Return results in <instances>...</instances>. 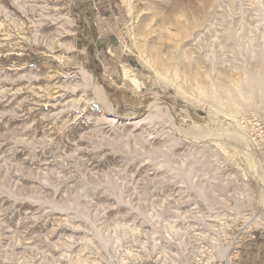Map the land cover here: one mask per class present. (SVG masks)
<instances>
[{
    "label": "rangeland",
    "instance_id": "rangeland-1",
    "mask_svg": "<svg viewBox=\"0 0 264 264\" xmlns=\"http://www.w3.org/2000/svg\"><path fill=\"white\" fill-rule=\"evenodd\" d=\"M0 4L8 9L0 8V25L26 27L13 42L0 33V264H113L107 250L118 264H199L176 244L177 228L164 224L186 203L205 213L251 210L264 229V143L252 138L264 130V95L207 88L238 84L246 67L264 72V0ZM172 11L190 24L185 37L183 25L172 26L160 48L195 62L198 82L166 78L137 54L140 26ZM82 68L95 73L117 112H157L155 120H106L77 76ZM124 219L133 222L117 223Z\"/></svg>",
    "mask_w": 264,
    "mask_h": 264
},
{
    "label": "bare ground",
    "instance_id": "bare-ground-1",
    "mask_svg": "<svg viewBox=\"0 0 264 264\" xmlns=\"http://www.w3.org/2000/svg\"><path fill=\"white\" fill-rule=\"evenodd\" d=\"M229 1V0H228ZM227 0H225V2H228ZM233 1V0H232ZM132 2V1H131ZM216 2V1H215ZM218 2V1H217ZM220 2V1H219ZM221 3V2H220ZM218 4V3H217ZM130 5V4H129ZM157 5V4H156ZM219 5V4H218ZM260 5V4H259ZM131 6V5H130ZM0 8L4 9L5 11H8V9L3 6L2 4H0ZM152 8V7H151ZM158 5L156 6V9L158 10ZM154 9V10H156ZM150 11V10H149ZM155 12V11H154ZM158 12V11H157ZM159 13V12H158ZM218 13V12H217ZM180 13L177 12H173L164 15L161 19L157 20L156 24H152L151 22H146L144 23V25H141L139 28V32L138 35L135 39V44H136V49H137V54L146 62H149L151 64V66L155 69V71L159 74H164L166 78H168V73L172 72L176 77H183V78H190L192 81L194 82H198L199 78L201 77V74L197 71L194 70L196 63H190L188 61H186L187 55L183 54L182 56L179 55V52L177 53V55H175L174 52H169V53H165L162 52L161 48L162 45H160L161 42H159L161 39H165V38H171L173 36V32L169 31V29H171L172 26H177L178 28L180 26L183 25L184 30L183 32H181V36H184L185 31H187V26L190 24L188 21H182L180 18ZM214 15V13H213ZM220 15V14H219ZM212 16V15H211ZM218 16V15H217ZM64 17V16H63ZM68 17V15H67ZM213 17V16H212ZM69 19V18H68ZM63 20V18H62ZM204 24V23H203ZM205 25V24H204ZM214 25V24H213ZM203 26V25H202ZM210 26V25H209ZM251 26V25H250ZM255 26V25H254ZM204 27V26H203ZM201 28V26H200ZM231 27H229L230 29ZM66 29V28H65ZM228 29V31H229ZM0 33L5 36V39L8 38L10 39L12 42L14 41V37H16L17 35H22L26 33V27H25V23L20 22V24L17 25V27L13 26L12 24H10L9 22H3L0 25ZM172 30V29H171ZM135 31V30H134ZM195 31V30H193ZM200 31V30H199ZM197 31L196 33L193 32V36L198 35L200 32ZM199 32V33H198ZM202 32V31H201ZM258 32V31H257ZM218 33V32H217ZM192 35V32H191ZM180 36V35H179ZM185 37V36H184ZM192 37V36H191ZM183 38V37H182ZM188 38V37H187ZM198 38V37H197ZM196 38V39H197ZM218 38V37H217ZM263 38V37H262ZM187 40V39H186ZM233 40V39H232ZM264 40V39H263ZM182 41V40H180ZM183 45V44H182ZM181 45V46H182ZM186 45V44H185ZM213 46V45H212ZM171 45H166L165 49H169L171 48ZM181 49H183L181 47ZM187 49V48H186ZM185 49V50H186ZM173 50V49H171ZM178 51V50H177ZM184 52V50H183ZM249 52V51H248ZM263 53V52H262ZM260 54V53H259ZM257 54V56L259 55ZM212 55V53H211ZM251 55V54H250ZM208 56V55H207ZM248 56V55H247ZM214 57V56H213ZM253 58V56H252ZM264 59V57H263ZM253 60V59H252ZM213 62V61H212ZM215 62V61H214ZM17 62H15L16 64ZM46 64V63H45ZM249 66H251V64H249ZM134 69V68H133ZM252 68H244V76L240 79L238 84L235 85H231L227 82H221L218 84L215 83H210L208 84L207 88L208 90L213 93L214 95L217 94L218 92L220 93H225L228 91H232L233 89L238 90L239 93H241V89L244 88L245 91L247 90L248 95L251 97L254 93L255 90H259V92L261 94L264 95V72H255V70L251 71L249 70ZM264 69V67H263ZM135 70V69H134ZM215 71V70H214ZM260 71V70H259ZM213 73V72H212ZM221 74V73H219ZM123 75L132 83L134 84H140V80H138V78L136 77V75L134 73L131 72V70L129 68H123ZM208 75V74H207ZM243 75V74H242ZM35 76V75H34ZM73 76V75H72ZM81 81L83 80V82L85 83V87L90 90V92H92L93 98L95 100V102H97V105L99 106L100 110H102L105 114L106 120L112 122V123H124L126 124V126L128 124H134V123H141L143 120L147 121L146 119L149 117L151 119H154L157 117L156 114H158L157 112L155 114L151 113L152 116L147 115V116H143V114L137 115V116H125L120 114L119 112H117L115 104H113L112 102L109 101L108 96L106 94V91L104 89V87L102 86V84L97 80V76L95 75L94 72L90 71L87 68H82L80 71H78V75H77ZM222 76V75H220ZM71 77V76H70ZM77 77V78H78ZM164 77V76H163ZM76 78V77H75ZM227 78V76H226ZM74 79V78H73ZM214 79V78H213ZM72 80V79H71ZM76 81V80H75ZM78 81V80H77ZM80 81V80H79ZM78 81V82H79ZM235 81V80H234ZM72 82V81H71ZM219 82V81H218ZM74 83V82H73ZM82 83V84H84ZM217 83V82H216ZM78 85H80L79 83H77ZM28 85V84H27ZM71 85V84H70ZM42 86V84H41ZM46 86V85H43ZM42 86V87H43ZM49 86V85H48ZM1 87V86H0ZM81 87V86H80ZM138 87V86H137ZM194 88V87H193ZM79 89V87H78ZM243 89V91H244ZM83 90V89H82ZM205 90V88H204ZM2 92V91H1ZM49 92V91H47ZM246 92V94H247ZM238 93V94H239ZM2 94V93H1ZM89 94V93H88ZM234 94V93H232ZM236 94V92H235ZM234 94V95H235ZM244 94V93H243ZM237 96V95H236ZM242 96V95H241ZM238 96V97H241ZM227 97V96H226ZM92 98V100H93ZM223 98V97H222ZM245 98V97H244ZM247 98V97H246ZM75 100V99H74ZM79 100V98H78ZM83 100V99H82ZM86 100V99H85ZM88 100H90L88 98ZM87 100V101H88ZM81 101V100H80ZM218 101V100H217ZM242 101V100H241ZM155 102V101H153ZM253 102V101H252ZM21 103V102H20ZM73 103V102H72ZM78 103V102H77ZM80 103V102H79ZM88 103H92V102H88ZM74 104V103H73ZM85 104V103H84ZM155 104L156 108H159L161 110H163L164 112H166L168 115H170V111L169 106H166L164 104L161 103H153ZM237 104V103H236ZM96 106V105H95ZM94 107V106H93ZM168 107V109L166 108ZM235 109V108H234ZM151 110V109H150ZM158 110V109H157ZM101 111V112H102ZM100 112V113H101ZM148 113V112H147ZM103 114V113H102ZM156 116V117H155ZM229 116V115H228ZM234 118V117H233ZM150 119V120H151ZM155 120V119H154ZM157 120V119H156ZM143 123V122H142ZM124 126V125H123ZM122 126V127H123ZM135 126V125H134ZM133 126V127H134ZM240 126V125H239ZM244 129V128H243ZM186 130V129H185ZM129 131V130H128ZM199 131V130H198ZM203 132V131H202ZM238 133V132H237ZM195 134V133H194ZM232 134V133H231ZM214 135V134H213ZM233 135V134H232ZM231 135V136H232ZM205 136V135H204ZM239 136L242 137V134H239ZM196 137V136H195ZM229 137V136H228ZM244 137V136H243ZM237 140V139H236ZM239 140V139H238ZM151 144V143H150ZM165 147V146H164ZM163 148V147H162ZM157 152H160V150H154ZM168 150H162V153H166ZM170 151V150H169ZM246 153L249 156V160L250 162H254V160H256L255 158V154L246 147ZM166 155V154H165ZM167 156V155H166ZM173 156V155H172ZM180 165V164H179ZM194 166V165H191ZM195 167V166H194ZM179 168V167H178ZM177 168V170H178ZM188 168V167H187ZM195 169V168H194ZM189 170V169H188ZM179 172H183V170L181 169V171ZM190 172V170L188 171ZM195 172V171H194ZM196 173V172H195ZM177 174V173H176ZM184 175V174H183ZM187 177L189 175H186ZM151 179V178H150ZM186 179V178H185ZM159 180V179H158ZM187 180V179H186ZM111 184V183H109ZM116 184V183H115ZM117 185V184H116ZM193 186V185H192ZM4 187V186H3ZM2 185H1V189H3ZM201 187V186H200ZM7 189V188H6ZM9 190V189H8ZM195 191V190H194ZM193 192V191H192ZM201 192V191H200ZM16 193V192H15ZM13 194V192L11 193ZM194 194V193H193ZM203 195V191L202 193H200ZM15 195V194H14ZM57 196V195H56ZM116 197V196H115ZM197 197V196H195ZM199 197V196H198ZM29 198V197H28ZM35 199V197H32ZM31 198V200H33ZM46 198V197H45ZM49 198V197H48ZM84 198V197H83ZM86 199V198H85ZM205 199V198H203ZM36 200V199H35ZM50 200V199H49ZM198 200V199H197ZM200 200V199H199ZM17 201V200H16ZM48 201V200H47ZM80 201V200H79ZM118 201V199H117ZM49 202V201H48ZM55 205H54V204ZM51 204H53V206H55L58 209L61 210H68L70 208L69 205H63L62 203H55L53 202ZM74 207V206H73ZM221 211V210H220ZM216 212V211H215ZM263 212V211H262ZM81 215V213H78ZM261 215V214H260ZM263 215V214H262ZM74 227V226H73ZM100 228V227H99ZM102 228V227H101ZM104 232L103 230H101V233ZM109 235V234H108ZM108 237V236H106ZM118 237V235H117ZM94 238V235H93ZM105 238V237H102ZM107 239V238H106ZM110 239V237H109ZM96 240V239H95ZM99 240H97L98 242ZM104 241V239H103ZM96 242V241H95ZM101 243V242H100ZM91 244H93L91 242ZM99 244V242H98ZM109 244V243H108ZM111 244V243H110ZM101 245V244H100ZM93 246V245H92ZM102 246V245H101ZM112 246H114L112 244ZM113 249V247H112ZM115 250V248H114ZM110 251V250H109ZM107 250V253L111 256L112 262L113 264H118L115 261V257L113 256V254ZM100 253V251H99ZM98 253V254H99ZM107 253H104L107 255ZM102 254V252H101ZM103 254V255H104ZM116 254V253H115ZM108 258H110L108 256ZM94 259V258H93ZM107 259V258H106ZM110 259V260H111ZM96 260V259H95ZM88 261V260H87ZM111 263V262H110ZM109 263V264H110Z\"/></svg>",
    "mask_w": 264,
    "mask_h": 264
},
{
    "label": "built area",
    "instance_id": "built-area-1",
    "mask_svg": "<svg viewBox=\"0 0 264 264\" xmlns=\"http://www.w3.org/2000/svg\"><path fill=\"white\" fill-rule=\"evenodd\" d=\"M258 130L260 133L251 132L252 138L263 144V127L260 126ZM173 197L181 200L180 196ZM179 208L164 224L167 221L169 226L177 228L176 244L194 257L193 262L199 264L204 259L211 260L210 264H233L239 258L243 246L263 228L257 227L260 213L251 210L205 213L198 203L182 204ZM124 220V223L121 220L117 223L128 225L133 222Z\"/></svg>",
    "mask_w": 264,
    "mask_h": 264
},
{
    "label": "crops",
    "instance_id": "crops-1",
    "mask_svg": "<svg viewBox=\"0 0 264 264\" xmlns=\"http://www.w3.org/2000/svg\"><path fill=\"white\" fill-rule=\"evenodd\" d=\"M89 2L90 0H77ZM101 1V0H99ZM233 264H264V229L256 232V237L249 240L242 248L239 258Z\"/></svg>",
    "mask_w": 264,
    "mask_h": 264
}]
</instances>
